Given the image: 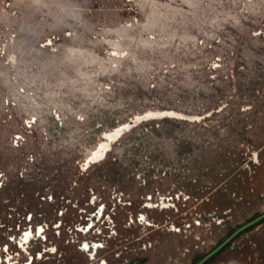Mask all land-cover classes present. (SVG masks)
Masks as SVG:
<instances>
[{
  "label": "rangeland",
  "instance_id": "rangeland-1",
  "mask_svg": "<svg viewBox=\"0 0 264 264\" xmlns=\"http://www.w3.org/2000/svg\"><path fill=\"white\" fill-rule=\"evenodd\" d=\"M2 24L53 39L2 55L30 111L0 115V264H194L264 212V0H0ZM204 264H264V220Z\"/></svg>",
  "mask_w": 264,
  "mask_h": 264
},
{
  "label": "built area",
  "instance_id": "built-area-1",
  "mask_svg": "<svg viewBox=\"0 0 264 264\" xmlns=\"http://www.w3.org/2000/svg\"><path fill=\"white\" fill-rule=\"evenodd\" d=\"M14 19H16L14 17ZM31 21V20H30ZM27 22L28 25L27 27L32 26L31 31L36 32L38 27V22H30L29 21H24ZM23 23V21L21 22ZM2 26V27H1ZM8 25H0L1 30H0V71L4 72L3 75H0V87L2 84H4L6 89L5 91L0 90V115H9L13 111L15 112L16 110L22 112V113H29V107L26 105L27 99L30 97L27 94H23L21 90H17L13 85L14 82L10 81L11 76L13 75L12 72H14L13 67H11L10 61L7 59L3 58V53L7 51H13V50H19L21 53H25V51H29L33 49L36 51H41L40 48H43L42 46H49V40H52L53 38L51 37L50 39H47V42L41 45H38L42 42V40H34L33 38L30 37H25L27 40H23L20 38L18 34V29L13 28L10 29ZM34 27V28H33ZM17 31H16V30ZM22 37V38H23ZM31 39L32 42H28V40ZM29 48V49H28ZM4 70V71H3ZM16 73V71L14 72ZM21 99V101H19ZM55 116L57 114L55 113Z\"/></svg>",
  "mask_w": 264,
  "mask_h": 264
},
{
  "label": "water",
  "instance_id": "water-1",
  "mask_svg": "<svg viewBox=\"0 0 264 264\" xmlns=\"http://www.w3.org/2000/svg\"><path fill=\"white\" fill-rule=\"evenodd\" d=\"M262 220H264V212L260 213L259 215L255 216L254 218L250 219L249 221L235 228L222 241H220L214 248H212L209 252L203 255L194 264H204L213 256H215L219 251H221L234 237H236L241 232L249 229L250 227L256 225Z\"/></svg>",
  "mask_w": 264,
  "mask_h": 264
},
{
  "label": "snow or ice",
  "instance_id": "snow-or-ice-1",
  "mask_svg": "<svg viewBox=\"0 0 264 264\" xmlns=\"http://www.w3.org/2000/svg\"><path fill=\"white\" fill-rule=\"evenodd\" d=\"M84 247H85V249H87L88 246L87 245H84Z\"/></svg>",
  "mask_w": 264,
  "mask_h": 264
}]
</instances>
